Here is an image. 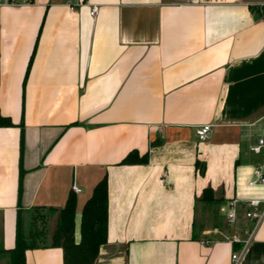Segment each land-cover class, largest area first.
<instances>
[{"label":"crops","instance_id":"0c3cea01","mask_svg":"<svg viewBox=\"0 0 264 264\" xmlns=\"http://www.w3.org/2000/svg\"><path fill=\"white\" fill-rule=\"evenodd\" d=\"M85 1L0 0V111L14 123L0 128V249L15 247L19 217L46 241L26 264H64L59 210L74 192L79 240L107 175L108 239L93 264H234L247 204L264 202L249 184L260 162L249 146L264 135V0ZM133 150L148 162L121 164ZM240 264H264V220Z\"/></svg>","mask_w":264,"mask_h":264},{"label":"trees","instance_id":"16d2710c","mask_svg":"<svg viewBox=\"0 0 264 264\" xmlns=\"http://www.w3.org/2000/svg\"><path fill=\"white\" fill-rule=\"evenodd\" d=\"M33 58V57H32ZM30 60L28 70L30 69ZM12 119L3 116L0 111V128L13 126ZM24 143V129L22 127V139ZM22 161V160H21ZM148 156H139L138 151L133 150L120 162L121 164L147 163ZM24 170L20 171V189ZM211 190L204 191V197L211 199ZM76 207L77 197L70 192L65 205L59 210L57 228L52 235V246L61 247L64 251V264H93L97 259L100 248L107 242L109 230V183L107 175L94 187L91 196L85 202L80 224V238H76ZM57 212L56 208H50ZM39 232L34 230L27 237L21 230V218L18 217V229L16 245L11 250L0 249V253L10 254L9 264H26V251L38 248Z\"/></svg>","mask_w":264,"mask_h":264},{"label":"built area","instance_id":"2783aa9c","mask_svg":"<svg viewBox=\"0 0 264 264\" xmlns=\"http://www.w3.org/2000/svg\"><path fill=\"white\" fill-rule=\"evenodd\" d=\"M11 3H17L16 0H10ZM85 0H68V6L71 10H75L79 5L84 4ZM98 5L91 4L90 14L93 17H96L98 14ZM262 18L264 19V10L262 11ZM212 131V126L210 124H206L201 126L197 130V136L199 140L204 141L208 138L209 134ZM249 151L255 155L260 157V162L254 166L253 169V176L249 180L250 185H264V135L259 136L252 142L249 146ZM160 182L162 184H166V175L160 178ZM73 189L76 192L80 191L76 185L73 186ZM237 211H238V204L236 200H231L229 202V211H228V218L230 222H235L237 219ZM245 215L250 221V225L246 231L245 239H241L239 236H233L232 240L234 242H241L242 246L238 251H236L232 255V260L234 264H240L241 260L243 259L249 245L251 244L255 233L259 226L261 225L262 221L264 220V202L259 199L250 200L247 204L245 209Z\"/></svg>","mask_w":264,"mask_h":264},{"label":"rangeland","instance_id":"374dc122","mask_svg":"<svg viewBox=\"0 0 264 264\" xmlns=\"http://www.w3.org/2000/svg\"><path fill=\"white\" fill-rule=\"evenodd\" d=\"M40 212H41V211H39L38 213H40ZM54 214H56V212H53V211L50 210V212H49L48 215H54ZM38 217H39V216H38ZM50 217H51V216H50ZM51 218H53V216H52ZM51 218H50V219H51ZM50 219H49V220H50ZM34 224H35V223H34ZM35 229H36V226H33V225H32V226L30 227V233L34 232ZM44 243H46L45 239H42V238H40V236H39V244L42 245V244H44Z\"/></svg>","mask_w":264,"mask_h":264}]
</instances>
